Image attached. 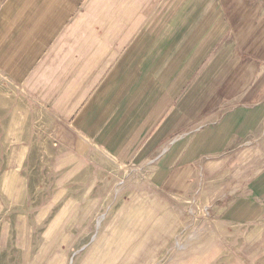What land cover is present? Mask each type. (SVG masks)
I'll return each instance as SVG.
<instances>
[{"label": "crops", "instance_id": "1", "mask_svg": "<svg viewBox=\"0 0 264 264\" xmlns=\"http://www.w3.org/2000/svg\"><path fill=\"white\" fill-rule=\"evenodd\" d=\"M0 83L115 161L168 147L162 187L264 137V0H0ZM260 147L224 222L264 217Z\"/></svg>", "mask_w": 264, "mask_h": 264}, {"label": "rangeland", "instance_id": "2", "mask_svg": "<svg viewBox=\"0 0 264 264\" xmlns=\"http://www.w3.org/2000/svg\"><path fill=\"white\" fill-rule=\"evenodd\" d=\"M16 96L0 83V264H264V217L223 221L260 170L250 162L261 161L251 153L262 135L161 187L154 173L168 147L115 161L74 135L62 140Z\"/></svg>", "mask_w": 264, "mask_h": 264}]
</instances>
